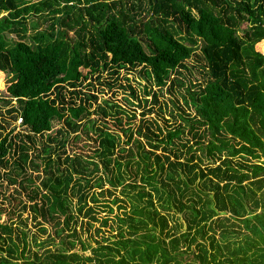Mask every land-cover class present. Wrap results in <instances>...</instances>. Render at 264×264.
Instances as JSON below:
<instances>
[{"label": "trees", "instance_id": "1", "mask_svg": "<svg viewBox=\"0 0 264 264\" xmlns=\"http://www.w3.org/2000/svg\"><path fill=\"white\" fill-rule=\"evenodd\" d=\"M0 12L6 13L0 17L2 101L14 100L6 112L14 121L20 118L25 130L0 133V179L15 183L9 172H1L11 164L21 182H31L24 171L37 168L35 137L49 132L54 119L63 122L64 129L57 131L62 138L81 128L87 136L94 129L102 166L110 173L109 165L115 169V175L93 184L98 192L87 195L82 189L88 182L72 169L73 158L52 160L51 148L43 145V176L35 178L44 193L29 208L53 223L59 245L17 262L10 227L0 220V264H264V53L256 48L264 42V0H0ZM29 13L47 15L50 31L26 42ZM190 57L202 63V84L185 90L188 101L183 102L192 115L180 119L195 147L179 145L188 155L182 161L173 140L184 133V125L164 133L157 126L151 131L148 122L138 126L135 134L149 149L134 141L136 151L129 149L121 162V155L112 159L115 150L124 152L116 136L94 127L92 120L87 119L88 127L75 122L91 114L88 100L95 96L74 103L80 91L74 90L77 76L67 79L70 68L86 70L80 72L85 80L92 73L139 67L160 89L178 82L171 76ZM65 88L71 89L67 98ZM98 111L108 116L103 107ZM72 138L78 141L79 135ZM46 139L64 145L61 138ZM158 148L161 154L155 153ZM10 152L16 157L12 161ZM202 158L216 165H204ZM73 162L79 167L78 160ZM140 165L147 182L159 185L152 187L159 211L150 201L140 204L145 195L140 190L128 202V213H113L118 197L102 190L103 183L115 188L124 180L121 167H134V176ZM32 193L30 200L37 197ZM103 194L113 198L99 199ZM165 210L176 214L171 224ZM78 220L79 233L69 227ZM65 230L70 233L63 235Z\"/></svg>", "mask_w": 264, "mask_h": 264}, {"label": "rangeland", "instance_id": "2", "mask_svg": "<svg viewBox=\"0 0 264 264\" xmlns=\"http://www.w3.org/2000/svg\"><path fill=\"white\" fill-rule=\"evenodd\" d=\"M29 1H31V3H36L40 0ZM5 15L6 13L0 12V17ZM46 16L47 15L40 16L34 13H29L26 16L24 21L26 42H30L29 37H33V35L37 33L47 34L50 31V20ZM5 36L12 41L17 39L13 35L6 34ZM68 36L71 37L72 33H68ZM198 44L199 42L197 45ZM256 48L264 53V42L259 43ZM195 51H197V49ZM201 65L202 63L197 62L196 59L190 57V59L185 62L186 68L177 69L179 73L171 76H175L178 82H176V84L174 83L172 86L166 84V86L160 89L144 78L139 72V67L136 69L123 68L118 70L115 74H111L110 71L92 73L85 80L82 79L81 75L85 74L86 70L77 68V72L73 73L70 68L68 70L69 73H67V79L72 80L77 76V83L79 84L74 90L80 91L79 98H72L74 103L76 104L78 99H84L85 96H95V99L89 98L88 100L90 106L87 110L91 114L86 115V113H84L78 118V120H75V122H77V124L79 123V125L83 123L88 127L89 124L87 119L92 120L94 127H98L107 133L116 136L119 141L118 148H123L124 152L120 153L115 150L112 159H118V156L121 155L122 158L118 160L124 162L127 159L126 153H128L129 149L136 151L134 141H139L143 146V149H149L144 142V138L135 134L138 126L144 125L148 122L151 131L157 132L155 129L157 126L162 133H164L166 129L173 130L178 126H183L185 124L180 117L187 118L192 115V110L183 102V99H185L186 102L188 101V96L185 90L188 88L194 89L195 85L202 84V74L200 71ZM4 89L0 75V133L4 134L10 130L12 133H25L23 127L17 124L16 120L14 121L12 119L13 114H8L6 112V110L9 109V106H15V102L12 99L9 101V104L3 103L2 99L6 97ZM66 90L70 91L71 89L65 88L64 96L67 98L68 93ZM152 93L155 95V100L152 98ZM105 103L111 108H105ZM98 106L103 107L108 113V116L103 117L101 112L98 111ZM60 129H64L63 122L54 119L51 121V129L49 132L44 133L41 138L35 137L34 144L38 149L37 154L39 155V160H34L37 163V168L32 169L27 166L24 171L25 175L31 178V182H21V175L16 174L19 172L15 170V168H10L11 164H9L6 169L1 170V172H9L10 177L15 179L14 184L9 183V180L4 176L0 179V220L4 221L5 224L10 227L11 239L17 246V262L23 261L22 258L24 257L28 261H31L34 254L40 255L45 250L53 251L59 245L58 239L54 235L53 223L49 220H43L37 212H33L29 208L32 203H39L40 199L38 195L44 193L42 188H38V178H35L37 176L39 178L43 176V163H41V159L43 160L47 154V152H41V147L43 145L47 144L51 148L50 158L52 160L59 157L60 161H62L64 156L68 155L70 159L73 158V161L76 159L80 162L79 167H76L73 161L71 165L72 169L77 171V174L80 173V176L87 180L88 188L82 189L87 195L99 191L96 187H92L98 178L104 179L105 177L115 175V169L112 165L108 166V168L111 169V173L106 172L102 166L101 158L96 150L97 145L92 141L96 134L94 129L88 130L86 132L87 136H85L82 128L77 130L75 134L79 135L78 141H72V137L75 135L74 133H70L67 138H62L64 137V134L60 135L57 132ZM183 129L184 133L180 134L179 138L173 140L174 146L181 152L178 161H182L183 157L188 156L185 149L179 147L180 144L195 147L193 145V139L186 132L188 127L184 125ZM144 131L145 130L142 128L141 132L144 133ZM130 133L131 137L128 139ZM48 135L49 137H55L56 140H59L60 138L61 141L64 140L63 147H60L59 143L49 142L46 139V136ZM161 152L162 149L158 148L155 150L156 154H161ZM33 153L35 152L29 151L30 155H33ZM198 154L199 153L196 151L195 155ZM170 156V159H172L173 154H170ZM8 158V161H12L16 157L10 152ZM137 158L138 157H133L131 161H136ZM202 161L204 165H216V162L211 164L209 160L203 158ZM63 165L64 164L62 163L60 164V166ZM133 169L134 167L130 169L128 167H121L124 180L121 185H118L115 188H112L107 183H103L102 190L109 189L112 195L118 197V201L112 205L113 213H118L119 215H121L122 212L128 213L129 203H133L131 197L137 199L135 194L140 190L145 193V195L141 197L140 204L145 205L147 201H150L152 207L159 211V201L157 200L155 193L152 191V187H158L159 185L155 184L154 181L151 183L147 182L146 171L142 170L141 165L134 176L132 175V172H130V170ZM77 174L73 171L74 177H77ZM32 191L37 192V197L34 200L29 199V196L33 194ZM126 193H131L129 194L128 199L125 195ZM147 194L150 195V197H148ZM112 198V196H107L106 194L99 197V199H104V201H109ZM75 200L74 197H71L70 208L72 211L75 210ZM118 205L123 207L117 209ZM163 213H168L167 219L169 220V224L176 219V214H172L171 211L165 210ZM101 215L104 214L101 213ZM61 220L62 217L59 216V221ZM69 227L70 229L74 228L78 233L79 231H82V228L79 227V220L75 225H69ZM40 228H43L44 232H41ZM68 233H70V230H65L62 234L66 235ZM67 239L69 238H66V240ZM22 240H24V242ZM21 250H23V254H21Z\"/></svg>", "mask_w": 264, "mask_h": 264}, {"label": "built area", "instance_id": "3", "mask_svg": "<svg viewBox=\"0 0 264 264\" xmlns=\"http://www.w3.org/2000/svg\"><path fill=\"white\" fill-rule=\"evenodd\" d=\"M16 123L20 125V118L16 119Z\"/></svg>", "mask_w": 264, "mask_h": 264}]
</instances>
